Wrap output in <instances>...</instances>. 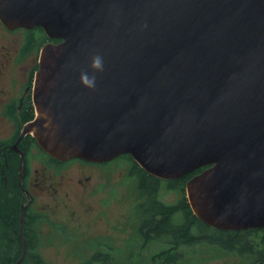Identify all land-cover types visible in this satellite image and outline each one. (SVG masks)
Here are the masks:
<instances>
[{
	"label": "water",
	"instance_id": "obj_1",
	"mask_svg": "<svg viewBox=\"0 0 264 264\" xmlns=\"http://www.w3.org/2000/svg\"><path fill=\"white\" fill-rule=\"evenodd\" d=\"M0 20L60 40L41 49L35 117L8 147L21 186L32 134L61 161L129 153L163 179L206 167L186 183L194 214L226 231L264 227V0H0ZM97 54L93 90L80 74ZM26 252L24 239L15 264Z\"/></svg>",
	"mask_w": 264,
	"mask_h": 264
},
{
	"label": "rangeland",
	"instance_id": "obj_2",
	"mask_svg": "<svg viewBox=\"0 0 264 264\" xmlns=\"http://www.w3.org/2000/svg\"><path fill=\"white\" fill-rule=\"evenodd\" d=\"M3 33L0 30V45L11 46L15 49L20 47L21 37L19 34H17L19 41L13 44V36H7ZM24 66H26L24 63H18L11 74L20 78L24 72ZM0 83L5 88L10 86L7 77L2 79ZM10 123L6 118L0 119V140L10 139L14 133ZM8 154L7 151L4 153L3 150L0 151V169L6 183L9 182L8 177L10 175L11 184L8 187L11 190L10 192L16 193L19 188L17 183L18 161L12 162L11 157L8 161ZM40 156V152L36 149L35 153L31 154L33 168H43V165L37 161ZM129 167V161L124 158L118 157L110 161L104 165L102 171L96 172L95 176L97 177L93 176V181L95 180L96 184H93L88 191L78 190L72 185L71 179L81 176L80 170L75 168L70 171V175L65 176V182L62 186L55 183L54 186L59 190L57 193L58 200L46 193L40 195L38 205L41 207L38 208L40 212L46 214V219H44L63 225L66 224L67 227L66 225L65 227L70 231L69 235L74 237L69 244L60 242L57 248H52L51 243H44L45 248L41 250L51 264H76V259L70 261L72 257L67 258L68 261H65V252H70L74 257L77 256L76 240L78 237L79 258L90 255L95 248L104 254L110 252V255L115 259H118V257L130 258L129 255L131 256L138 251L151 252L159 249L160 246L158 245H148L147 248H143L140 238L133 239L139 235L137 232L138 227L144 219L140 211V205H145L147 197L140 194L134 178L129 176ZM86 174L88 175L90 172L87 171ZM59 178L57 177L56 180ZM9 190L1 189L0 193L6 194L9 193ZM67 192L70 193L69 198L66 196ZM10 195L11 201H20V205L22 204L18 195L11 193ZM180 197L181 193L179 191L167 190L164 183L160 186L159 199L163 202L173 204ZM62 199L69 204L67 207L59 204L62 203ZM49 233L48 235H50ZM61 233H63L62 228L57 227L53 236L62 235ZM259 235L260 232L252 235L256 243L260 241ZM98 243H102V245ZM197 249L183 247L184 258L177 264H195L193 252L194 254L197 252L196 255L199 254L202 264H234L240 260L233 253L221 251L207 244L198 246ZM120 260L118 259V262ZM127 264H133V262L128 261ZM139 264H149V262L141 260Z\"/></svg>",
	"mask_w": 264,
	"mask_h": 264
},
{
	"label": "flooded vegetation",
	"instance_id": "obj_3",
	"mask_svg": "<svg viewBox=\"0 0 264 264\" xmlns=\"http://www.w3.org/2000/svg\"><path fill=\"white\" fill-rule=\"evenodd\" d=\"M0 30L7 36H13V44L19 41L17 34H19L21 37V45L18 49H15L11 46L7 47L6 45H0V82L5 77H7L10 82V86L8 88L2 87L0 83V119L2 120L3 118H6V120L11 122L10 124L14 133L10 139L7 140L14 138L16 132L19 131L13 142L7 145V147H9L17 141L24 124L33 120L35 117L36 111L33 102V85L35 73L38 70L40 64L41 49L46 43H56L60 40L49 38L42 27H34L30 29L19 27L15 29H9L3 24L1 20ZM21 62L26 66H24V72L22 76L17 78L11 73H13L14 67ZM30 113H34L33 118L24 121V117ZM7 147L3 150V153L6 151L7 153H11L12 162H16V160L18 161L17 183L19 188L16 193L20 197L22 204L23 202L25 204L28 203L23 221V235L20 232L19 220V239L17 240H20L24 244L25 239L27 243L26 254H28V259H30L28 264H36L35 261L39 258L42 260L41 264H51V262L45 257L41 250L45 248L44 243H51L52 248H57L60 242L63 244H69V242H71L72 238L74 237L69 235L70 231L66 228V224L63 225L61 223H56L55 221L45 220L46 214L40 212L39 210L41 207L38 205L40 195L46 193L49 196L56 198L55 200H58L57 193L59 190L54 186L55 183L56 185L59 184L62 186L65 182V176L70 175V171L74 170L75 168L80 170L81 176L77 177L76 179H71L72 185L78 190L88 191V189L91 188L93 184H96V181H93V176L96 175V172H99L100 170L102 171L104 165L112 160L105 162H92L80 158H73L70 160L61 161L45 152L39 146L37 140L32 134H27L19 144V148L25 157L24 174L21 186L19 180L21 154ZM35 149L41 154L37 161L43 165L42 169L32 167L33 160L31 159V154L35 153ZM87 171L90 172V174L87 175ZM54 177L55 179L53 180ZM57 177L60 178L56 180ZM94 188L96 187L94 186ZM66 196L69 198L70 193L67 192ZM61 202L62 203L59 204H62L65 207L69 205L65 203V200L63 199ZM34 217L39 218L34 221ZM57 227L62 228L63 233H61L62 235L53 236ZM139 228L140 226L138 227V233H140ZM48 233L50 235H48ZM143 233H146V229L143 230ZM136 238H140L142 240L141 244L143 248H147L148 245H158L160 247L159 249H156V251H138L131 256L129 255L130 258L134 259H130L128 257H118V259H121L120 262H118V259H115L112 255H110V252L107 254L103 253L104 255H107L108 259L107 261H100L99 259L95 258L99 253V249L96 248L93 249V252L90 255L79 258L78 237L76 240L77 256L74 257V255H71L70 252L66 251L65 261H68L67 258L72 257L70 261L72 262V260L76 259V264H127L128 261H132L133 264H139V261L141 260H147L149 264H161L160 262H157V259H159L163 254L162 250L170 246L169 237L164 239L158 238L154 234H150L148 237L139 234L138 237L133 239ZM15 239L16 238L5 237L4 241L12 242L15 241ZM63 240H65V242H63ZM30 245H33L31 246V249L29 248Z\"/></svg>",
	"mask_w": 264,
	"mask_h": 264
},
{
	"label": "trees",
	"instance_id": "obj_4",
	"mask_svg": "<svg viewBox=\"0 0 264 264\" xmlns=\"http://www.w3.org/2000/svg\"><path fill=\"white\" fill-rule=\"evenodd\" d=\"M33 116L34 113L28 114L24 117V121L32 119ZM18 133L19 131L11 140H0V151L4 150L9 143H12ZM7 157L10 161L11 153ZM119 158L129 161L128 174L134 178L140 194L147 197L145 205H140V211L144 219L140 224L139 234L146 237L154 234L156 237L164 239L169 237L170 246L162 250L163 254L157 259V262L177 264L184 258L183 247L198 250V246L207 244L221 251L237 255L240 260L234 264H264V227L226 231L207 225L194 214L188 202L186 183L206 167L198 168L176 179H163L145 171L129 153H124ZM8 180L9 182L6 183L0 169V190H9L10 175ZM163 183L167 190H175L181 193V197L177 202L170 204L159 199V190ZM10 191L6 194L0 193V264H15L21 257L24 248V244L17 240L19 239L18 225L22 205H20V201L10 200V193L17 195V193ZM38 218L34 217L33 220L35 221ZM144 229H146V233H143ZM259 232L260 241L256 243L252 235ZM5 237L16 239L8 242L4 241ZM98 244L102 245V243ZM31 246L33 245H30V249ZM196 253H192L194 255L193 261L196 262L195 264H202L199 254L196 255ZM28 258V254H26L20 264H28L30 261ZM95 258L100 261H107L108 259L103 252H99ZM41 261L39 258L35 262L41 264Z\"/></svg>",
	"mask_w": 264,
	"mask_h": 264
},
{
	"label": "clouds",
	"instance_id": "obj_5",
	"mask_svg": "<svg viewBox=\"0 0 264 264\" xmlns=\"http://www.w3.org/2000/svg\"><path fill=\"white\" fill-rule=\"evenodd\" d=\"M91 68L93 69L92 75H89L87 71H81L80 81L84 87L94 90L97 81L95 73L104 71V60L101 55L97 54L92 57Z\"/></svg>",
	"mask_w": 264,
	"mask_h": 264
}]
</instances>
